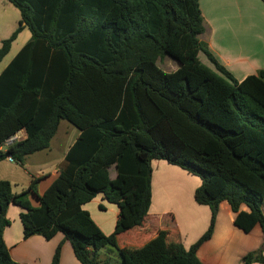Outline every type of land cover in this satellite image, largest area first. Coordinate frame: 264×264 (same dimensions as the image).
I'll use <instances>...</instances> for the list:
<instances>
[{
  "label": "trees",
  "instance_id": "16d2710c",
  "mask_svg": "<svg viewBox=\"0 0 264 264\" xmlns=\"http://www.w3.org/2000/svg\"><path fill=\"white\" fill-rule=\"evenodd\" d=\"M6 1L20 22L1 42L0 63L23 26L30 40L0 72V147L25 133L0 161L22 166L48 150L62 121L79 134L42 194L38 179L18 194L0 180V264H18L2 238L9 205L22 210L24 240L61 234L79 264H202L196 252L211 238L222 202L237 229L257 226L263 236V246L239 264H263L264 70L236 81L218 63L199 40L200 0ZM199 53L221 79L201 66ZM166 58L178 64L174 71L159 68ZM153 161L200 180L193 200L209 208L210 221L187 250L166 244L162 234L140 248L118 246V236L147 216ZM98 195L119 211L109 235L82 208ZM59 248L51 264H58ZM104 248L116 259L100 261Z\"/></svg>",
  "mask_w": 264,
  "mask_h": 264
},
{
  "label": "crops",
  "instance_id": "0c3cea01",
  "mask_svg": "<svg viewBox=\"0 0 264 264\" xmlns=\"http://www.w3.org/2000/svg\"><path fill=\"white\" fill-rule=\"evenodd\" d=\"M7 3L6 0H0L2 5L0 9L8 6ZM6 8L7 12L12 13L13 18L7 21L6 14L2 12L3 10L0 11V34L3 32L6 34L0 36V46L1 42L6 40L5 38L8 39L18 28L20 22V14L18 17L10 7ZM199 9L204 25V33L199 36V40L207 45L208 50L218 63L233 78L242 81L245 77L264 70V52H250L251 49L246 46L245 42L247 35L253 39V34H257V30L264 31V5L260 0H200ZM25 30L27 29L23 26L11 46L17 42L19 36L25 44L30 40V33L26 35ZM259 42L261 45L264 44V41L260 40ZM16 54L7 61L4 68ZM62 122H60L58 130ZM78 134L79 132L70 143L65 144L62 140L56 139V133L50 142V146L51 143L55 142V155H52V148L49 147L48 150L26 157L22 166L26 165L32 158L31 166L32 168L36 166V170L33 174L24 170L29 178L28 181L23 182L21 188H18L19 191L16 192L12 189V192L14 194L22 192L28 187L30 180L34 178L38 179L37 193L42 194L57 177L65 155ZM12 138H14V142H17L25 138V133L19 131ZM5 147H0V152L5 151ZM38 154H44V157H40L38 160ZM3 162L22 168V166L6 159ZM40 165L45 167V171H39ZM108 172L110 179H114L116 176L115 169L112 167ZM0 180L8 181L11 186L18 185L16 179L10 180L0 175ZM199 186L200 180L197 177L188 175L165 162H151V199L147 216L140 227L118 236V246L140 248L158 234H162L166 244L170 242L181 243L187 250L207 230L210 221L209 208L199 206L193 200V193ZM26 199L32 207L37 206V201L32 195H26ZM102 202L105 200L101 195H98L82 208L89 214L96 226L105 235H109L114 230L119 211L116 206ZM96 207L105 214L100 215ZM21 212L22 210L17 206H8L6 218L10 221V225L5 227L2 233L4 244L13 262L18 264H51L54 252L59 246L58 264H79L74 258L70 244L64 240L61 234H57L50 241H45L40 236H32L24 240L22 226L18 219ZM233 219L234 214L230 211L229 206L225 202L220 203L215 216L212 236L196 252V256L202 264H239L244 255L263 246V236L259 227H254L249 233H243L234 226ZM123 236L129 240L120 244V239ZM111 250L109 248L100 250V261L109 258L115 260V251Z\"/></svg>",
  "mask_w": 264,
  "mask_h": 264
},
{
  "label": "rangeland",
  "instance_id": "374dc122",
  "mask_svg": "<svg viewBox=\"0 0 264 264\" xmlns=\"http://www.w3.org/2000/svg\"><path fill=\"white\" fill-rule=\"evenodd\" d=\"M8 6H4V8H1L0 11L4 12L7 16V21H10V19L13 18V15L11 12H7V8L6 7H10V9H12V11H14V13H16V15L19 17V13L18 11L16 10V8H14L12 5L8 4ZM2 5L0 4V7ZM6 21V22H7ZM257 34H253V39L247 35V39H246V46L248 48H250V52H264V44L261 45L259 44L260 40L261 41H264V31L263 30H257ZM5 33V32H3ZM0 34V36H3V35H6V34ZM25 34L28 35L29 32L27 30H25ZM209 34V33H208ZM7 39V38H5ZM254 40V41H253ZM25 43H23V40L22 38L19 36L18 37V40L16 43H14L12 46H11V50L9 52V55H7L3 61L0 63V72L3 70L5 64L7 63V61L15 54L17 53V50H19V48L21 46H23ZM198 59L200 61V64L203 68H208V70L210 71L211 74L217 76L220 78V76H218V74L214 71V69L211 67V65L209 64V62L206 60L205 56L202 54V53H199L198 55ZM158 66L159 68H161L163 71L165 72H172L174 71L178 64L168 58L164 59L162 62H158ZM235 78V77H234ZM221 79V78H220ZM235 80L237 81V79L235 78ZM224 81V80H222ZM77 130L72 127L70 124H68L67 122H62V125L60 126L58 132H57V138L56 139H60L62 140V142H64L65 144L67 143H70L74 138L75 136L77 135ZM52 148V155H55L56 154V146H55V142L51 143V146ZM44 154H38V160L40 159V157H44L43 156ZM51 155V154H50ZM36 157V156H35ZM32 159V158H31ZM29 160L27 162L26 165L22 166V168H18L16 166H14L13 164H8L6 162H0V175L4 178H9L10 180H14L16 179L17 180V184L16 186H12V189H14L16 192L19 191L18 188H21V185L23 184V182H26L28 181V177L26 176V172H28L29 174H33V172L36 170V166L32 168V161L33 160ZM37 160V161H38ZM26 172H25V171ZM39 171H45V167L40 165L39 167ZM11 175V176H10ZM102 203H106L110 206H115L114 204H110L108 203L107 201L105 202H102ZM17 209V208H16ZM96 210L97 212L100 214V215H104L105 213L98 209V207H96ZM19 219V218H18ZM129 239H127L125 236H123L121 239H120V244H123V242H127ZM103 258V257H102Z\"/></svg>",
  "mask_w": 264,
  "mask_h": 264
},
{
  "label": "built area",
  "instance_id": "2783aa9c",
  "mask_svg": "<svg viewBox=\"0 0 264 264\" xmlns=\"http://www.w3.org/2000/svg\"><path fill=\"white\" fill-rule=\"evenodd\" d=\"M12 142H14V138H10L5 145L9 146L10 144H12ZM6 160L12 162L10 157L6 158Z\"/></svg>",
  "mask_w": 264,
  "mask_h": 264
}]
</instances>
